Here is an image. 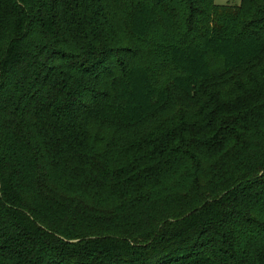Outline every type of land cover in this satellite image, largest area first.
Wrapping results in <instances>:
<instances>
[{
	"label": "trees",
	"instance_id": "trees-1",
	"mask_svg": "<svg viewBox=\"0 0 264 264\" xmlns=\"http://www.w3.org/2000/svg\"><path fill=\"white\" fill-rule=\"evenodd\" d=\"M0 264H264V0H0Z\"/></svg>",
	"mask_w": 264,
	"mask_h": 264
},
{
	"label": "rangeland",
	"instance_id": "rangeland-1",
	"mask_svg": "<svg viewBox=\"0 0 264 264\" xmlns=\"http://www.w3.org/2000/svg\"><path fill=\"white\" fill-rule=\"evenodd\" d=\"M214 2L221 6L227 4L240 5L242 0H214ZM182 43L181 34H179L178 30L166 32L157 25L151 29L148 37L140 42L143 45L144 51H142V54L138 58L143 64L148 66L154 85L157 87H167L170 90L171 96L167 108L155 114L142 127L133 129L131 133H137L142 128H150L167 122L178 113L185 114V112L193 110L197 106L196 104L199 99H204L208 95L213 96L214 93L216 94L217 87L223 90V94H226V88L230 86V83L234 81L240 83V81H243L244 75L241 77L239 75L238 78L231 77L224 69L222 60L208 54L207 58L212 70V80L196 96H188L178 91L172 86V77L176 72L170 60L169 53L173 45ZM125 131L127 132L128 130L125 129Z\"/></svg>",
	"mask_w": 264,
	"mask_h": 264
}]
</instances>
